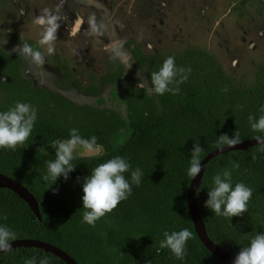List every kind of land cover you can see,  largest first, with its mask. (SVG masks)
Returning <instances> with one entry per match:
<instances>
[{
    "label": "trees",
    "instance_id": "16d2710c",
    "mask_svg": "<svg viewBox=\"0 0 264 264\" xmlns=\"http://www.w3.org/2000/svg\"><path fill=\"white\" fill-rule=\"evenodd\" d=\"M25 43L36 49L32 41ZM130 51L136 65L145 70L149 86L140 88L130 82L121 91L110 89L113 106L100 97V90L122 78L124 68L120 63H108L103 75H90V84L84 86L65 59L52 57L62 79L96 98L93 105L77 106L34 87L21 73V60L0 50V75L6 79L0 78V112L17 102L37 110L29 140L15 151L0 149V173L27 188L41 216L39 221L19 196L0 188V224L10 227L16 240L52 244L77 264H226L202 245L189 216L186 195L192 179L188 175L190 154L194 144L200 143L204 149L202 160L217 149L218 136L232 137L237 130L242 141L264 135L254 132L248 119L249 115L258 119L264 114L260 111L264 107V61L250 79L236 81L207 51L188 48L145 54L137 44ZM169 56L175 57L178 67L190 68L191 72L179 85V94H151L150 73ZM72 129L84 139L96 137L100 155L75 159V170L67 181L63 177L55 183L44 181L47 163L55 159L51 144L69 138ZM258 147L230 151L209 161L196 193L209 239L235 255L248 246L250 235L264 232V151ZM41 148L46 151H38ZM115 156L125 158L132 170L142 171L141 183L133 184L131 196L92 227L83 222V180L94 167ZM233 162L239 167L234 168ZM225 170L231 172L233 187L244 183L253 190L249 211L242 217L217 216L205 207L207 192L214 186L213 177ZM126 177L130 180V173ZM184 228L194 238L187 242L185 258L178 260L159 245L165 231ZM32 258L35 264L44 258L49 264H65L32 247L1 253L0 264H25Z\"/></svg>",
    "mask_w": 264,
    "mask_h": 264
},
{
    "label": "rangeland",
    "instance_id": "374dc122",
    "mask_svg": "<svg viewBox=\"0 0 264 264\" xmlns=\"http://www.w3.org/2000/svg\"><path fill=\"white\" fill-rule=\"evenodd\" d=\"M263 5L264 0H0V49L21 60V73L34 87L77 106L93 105L96 98L62 79L52 57L66 59L84 86L90 75H103L108 63H120L123 77L100 90V97L113 106L110 89L121 91L130 82L149 86L145 70L130 53L133 44L145 54L207 51L236 81L250 79L264 61ZM44 8L61 17L50 55L39 43L43 29L34 23ZM25 40L44 54L43 65L14 50ZM139 72L144 86L138 85Z\"/></svg>",
    "mask_w": 264,
    "mask_h": 264
},
{
    "label": "clouds",
    "instance_id": "9594fccd",
    "mask_svg": "<svg viewBox=\"0 0 264 264\" xmlns=\"http://www.w3.org/2000/svg\"><path fill=\"white\" fill-rule=\"evenodd\" d=\"M62 3L63 0H61ZM60 20L59 15L44 8L34 21L43 29L39 43L41 46H46L49 55L54 51V43L61 27ZM6 42L4 41L3 44ZM14 50H18L21 55L28 57L38 66L45 62L44 54L27 43L20 44ZM189 72H191L190 68L185 69L176 65L175 57H167L157 71L150 73V93L179 94V85L187 80L186 73ZM137 75L140 78L138 85L144 86L143 73L139 72ZM260 111L264 113V107ZM248 119L254 132L264 134V114L258 119L254 115H249ZM36 120L37 110L28 103L17 102L7 111L0 112V149L15 151L23 146L29 140ZM254 140L258 142V148L264 151V135H257ZM241 143L242 139L237 130L232 137L227 134L218 136L216 147L222 151L226 147L235 148ZM51 147L55 150V159L48 161L47 175L43 176V180H51L55 183L63 177L67 181L70 178L69 174L76 167L72 162L85 153L95 151L96 137L84 139L77 129H72L69 138L54 141ZM38 151H46V149L41 148ZM203 152L204 149L200 143L196 142L190 154L188 169V175L192 180L202 171L201 154ZM232 166L238 168L239 164L233 162ZM128 173H130V180L126 177ZM142 175L139 168L132 170L131 164L121 156H115L94 167L91 175L83 180V222L95 227L97 221L112 213L122 201L131 196L132 185L139 186ZM213 182L214 186L207 192L208 199L205 207L217 216L230 218L242 217L248 213V204L253 197V190L250 187L244 183H236L233 187L231 172L227 170L222 175H215ZM4 219L6 220L7 217L5 216ZM163 235L164 239L161 240L159 247L170 250L178 260H183L186 256L187 242L194 238L193 233L188 228H184L171 233L165 231ZM16 239L17 235L10 227L0 224V252L12 251V242ZM25 264H35V259H28ZM40 264H49V262L47 258H44ZM234 264H264V232L250 235L248 246L241 247Z\"/></svg>",
    "mask_w": 264,
    "mask_h": 264
},
{
    "label": "water",
    "instance_id": "95a60500",
    "mask_svg": "<svg viewBox=\"0 0 264 264\" xmlns=\"http://www.w3.org/2000/svg\"><path fill=\"white\" fill-rule=\"evenodd\" d=\"M255 146H259V144L253 138V139L243 140L242 143L240 145H237L235 148L226 147L222 151L217 148L209 152L208 154H206L201 160L202 171L197 176V178H195L194 180L191 179L190 185L187 191V195H186V203H187L189 216H190L194 231L199 241L209 251V253H211L213 256L217 257L218 259H220L226 264H234L236 255L223 249L222 247L215 244L209 239L206 233L204 222L202 218L200 217L198 205L196 203V193L199 189L205 167L209 161H211L212 159H214L215 157L219 155L225 154L230 151H243V150L248 149L249 147H255ZM100 153H101V147L96 146L95 151L91 153H85L83 156H80V157H94V156L100 155ZM0 188H6L12 191L13 193H15L17 196H19L27 204L32 214L39 221L41 220L38 203L35 197L27 190V188L22 186L15 179H12L1 173H0ZM16 247H32V248L41 249L47 253H50L56 256L61 261H63L65 264H77L74 261V259H72L63 250H61L60 248L52 244H49L43 241L33 240V239L15 240L12 242V249ZM1 253H4V252H0V254Z\"/></svg>",
    "mask_w": 264,
    "mask_h": 264
},
{
    "label": "flooded vegetation",
    "instance_id": "af4514ba",
    "mask_svg": "<svg viewBox=\"0 0 264 264\" xmlns=\"http://www.w3.org/2000/svg\"><path fill=\"white\" fill-rule=\"evenodd\" d=\"M1 50V49H0ZM3 51V50H2ZM4 52V51H3ZM6 53V52H5ZM130 53H131V51H130ZM8 54V53H7ZM151 54H153V53H151ZM132 55V54H131ZM14 56V55H13ZM62 58V57H61ZM133 58V57H132ZM64 59V58H63ZM66 60V59H65ZM67 61V60H66ZM68 63V62H67ZM69 65V64H68ZM70 67V66H69ZM138 67V66H137ZM139 68V67H138ZM141 69V68H140ZM72 70V69H71ZM73 71V70H72ZM123 77V76H122ZM65 80V79H64ZM66 81H68V80H66ZM70 82V81H69ZM71 83V82H70ZM72 84V83H71Z\"/></svg>",
    "mask_w": 264,
    "mask_h": 264
}]
</instances>
